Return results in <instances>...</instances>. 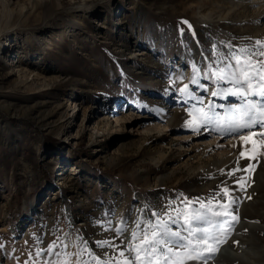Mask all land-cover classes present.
<instances>
[{"label": "rangeland", "instance_id": "374dc122", "mask_svg": "<svg viewBox=\"0 0 264 264\" xmlns=\"http://www.w3.org/2000/svg\"><path fill=\"white\" fill-rule=\"evenodd\" d=\"M257 39L264 0H0V264H125L137 222L230 199L188 264L264 263V127L227 128L261 98L205 76Z\"/></svg>", "mask_w": 264, "mask_h": 264}, {"label": "snow or ice", "instance_id": "6c2138e0", "mask_svg": "<svg viewBox=\"0 0 264 264\" xmlns=\"http://www.w3.org/2000/svg\"><path fill=\"white\" fill-rule=\"evenodd\" d=\"M184 23L187 22L184 21ZM226 47L229 49L228 53L220 54L218 61L223 66L217 72H206L205 76L211 75L217 81L232 83L236 87L213 91L212 96H218L221 91H224L225 95L240 98L249 96L261 98L259 103L249 100L246 105L248 111L233 106L232 111L241 112V120L239 122L230 121L227 128L235 132L240 129H251L253 126L264 127V119H253L251 113V110L256 108L264 110V71H262L264 70V60L258 61L256 59L258 56L264 57V41L257 39L251 47L239 48V55H237V50L233 49L232 44H228ZM242 56L246 58L241 59ZM252 81L257 83L253 84ZM193 82H195V78ZM206 119H210V117L206 116ZM221 130H223V126H221ZM259 135L264 136V133H259ZM241 156L243 157L244 153H241ZM229 175H234V173H229ZM240 188H243L242 183H240ZM222 191L224 195L230 196L227 188ZM235 202V199H230L229 204L221 206L223 211H215L212 201H208L207 204L200 202V208L205 209L204 212L192 213L189 210L188 214L184 216L181 227L187 236L182 235L181 230L172 231L168 228L169 222L172 224L180 223L178 218L173 219L171 216L168 217V221L157 220L154 224L143 225L144 235L142 238L139 231L142 225L137 222L136 230L131 233V239L133 241L140 239V243L136 244L134 248L127 249L128 258L125 260V264H153V257H156L155 264H188L189 261L206 260L215 254L216 248L212 246L210 241L216 240V237L209 235V228L193 227V223L204 222L212 225L213 228H218L220 224L228 223L225 218L232 216L231 206ZM186 203L191 205L194 201H186ZM153 215L158 216L159 214L154 213ZM232 220H236V217L232 216ZM122 231H124L123 228H117L118 233ZM193 240L196 241L195 244H193ZM96 243L99 247L106 244L111 245L110 241H97ZM55 247L56 242L54 241L48 251ZM174 249H180V251H174ZM197 249L203 250L197 251ZM133 251H135V255H132ZM37 254L39 255V253ZM120 255L125 256V252H120Z\"/></svg>", "mask_w": 264, "mask_h": 264}, {"label": "bare ground", "instance_id": "6f19581e", "mask_svg": "<svg viewBox=\"0 0 264 264\" xmlns=\"http://www.w3.org/2000/svg\"><path fill=\"white\" fill-rule=\"evenodd\" d=\"M221 155H222V154H221ZM221 157H222V156H221ZM222 158H223V157H222ZM220 160H221V159L216 160V161L219 162ZM215 163H217V162H215ZM247 204H248V203H247ZM251 218H252V217H251ZM248 219H249V218H248ZM248 224H249V222H248ZM244 227H245V228L247 227L248 229H250L249 226L247 225V223H246V225H245ZM130 233H132L131 230H130ZM247 239H248V238H247ZM256 253H257V252H256ZM259 256H260V255H259ZM263 257H264V256H263ZM256 258L259 259V257H256ZM261 258H262V257H261ZM258 262L260 263V261H258ZM261 263L264 264L263 261H261ZM261 263H260V264H261Z\"/></svg>", "mask_w": 264, "mask_h": 264}]
</instances>
